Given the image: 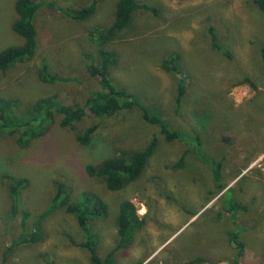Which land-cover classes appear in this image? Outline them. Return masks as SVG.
Returning <instances> with one entry per match:
<instances>
[{
    "label": "rangeland",
    "instance_id": "rangeland-1",
    "mask_svg": "<svg viewBox=\"0 0 264 264\" xmlns=\"http://www.w3.org/2000/svg\"><path fill=\"white\" fill-rule=\"evenodd\" d=\"M34 1L46 3L33 20L36 54L0 73V99L13 100L14 114L23 120L37 100L52 96L71 107L84 104L98 89V52L106 50L114 53L108 69L114 87L161 116L172 131L192 138L182 135L188 146L158 133L142 174L125 188L109 191L104 181L86 173L102 150L79 144L74 129L59 126L58 113L48 134L25 147L17 144L18 133L0 135V264H91L87 251L77 246L84 234L75 217L62 210L43 219L41 241L17 244L21 235L32 234L59 183L76 196L94 193L107 205L104 218L88 222L99 235V258L118 241L117 211L127 200L144 228L129 247L116 251L115 264H264V67L259 54L264 13L250 0H136L148 9L135 11L120 37L99 46L96 39L112 25L117 0ZM15 2L0 0V50L23 43L10 29L17 19ZM92 4L95 11L82 21L60 12ZM210 24L219 44L230 48V59L211 48ZM45 55L49 72L64 82L39 81L37 68ZM172 55L178 57L179 76L161 69ZM181 78L184 95L177 107ZM243 78L254 85H238ZM96 122L84 118L75 127L81 132ZM123 122L113 117L99 125L97 142L107 136L125 149L144 148L148 142L140 134L131 139L143 126L140 111L123 112ZM195 141L199 146L190 144ZM182 157L183 166L175 169ZM211 159L222 163L221 192L207 164ZM22 180L28 181L26 190L11 192ZM227 233L242 243L241 254Z\"/></svg>",
    "mask_w": 264,
    "mask_h": 264
},
{
    "label": "trees",
    "instance_id": "trees-1",
    "mask_svg": "<svg viewBox=\"0 0 264 264\" xmlns=\"http://www.w3.org/2000/svg\"><path fill=\"white\" fill-rule=\"evenodd\" d=\"M251 4L254 5L259 11L264 13V0H250ZM48 5V4H47ZM45 2H35L34 0H16L14 4V10L17 15V19L11 24L10 29L23 39V43L17 46L5 47L0 50V73L7 70L10 66L16 63H23L29 61L36 54L38 42L36 40L35 26L33 20L37 12L45 8ZM148 9L147 6L140 7L135 3L134 0H118L114 12V22L107 28L99 37L96 39V43L99 46H104L109 40L120 37L121 32L129 24V20L134 11L138 9ZM95 11V5L92 4L87 8L81 10H69L63 8L60 12L63 16L73 20H85ZM264 22V16L262 17ZM93 33H90L92 35ZM11 37V35L8 33ZM203 37V36H202ZM206 39L210 41V46L213 50L220 52L227 59L231 58L230 48L219 44L217 40L216 27L210 26L206 30ZM204 42L206 40L203 37ZM1 43H8L2 40ZM4 44V45H6ZM1 49V47H0ZM260 60L264 67V44L260 43ZM98 56L101 59L100 64V76L98 79V89L89 92L90 95L85 99L84 104L79 107H71L69 105L60 104L55 97L41 98L37 100L31 109L26 114V118L23 120L13 113L12 103L13 100H2L0 99V135H15L19 134L16 142L18 145L25 147L27 142L41 138L48 134L50 127L54 124V112L61 116L59 120V126L61 128H70L76 131L75 140L87 149H91L95 152L102 150L100 159L95 164L92 160L90 166H87L86 173L90 177H96L104 181L106 188L109 191H117L125 188L142 174L145 169L150 157L153 155L158 138L155 136L158 133L162 136H172L177 138L179 141L187 144V140L182 137L186 134L188 138H192L187 133L179 135L177 132L171 130L165 120L157 113L150 109H147L139 103V101L132 95L128 94L123 89H117L111 83L108 77V69L110 64L113 62L114 53L106 50H100ZM43 58V59H42ZM40 64L37 68V77L39 81L43 83H55L64 82L65 78H59L52 75L46 64L47 56H43ZM177 55H172L162 62V70L172 71L176 75H180L178 67L176 65ZM92 72V71H91ZM237 83L254 85L247 78ZM184 80L181 78L179 86L177 88V101L176 106L180 103L184 95ZM34 107V108H33ZM140 111L142 127L137 129L131 139L137 135L140 136V140L148 142L141 150H135L128 148H122L112 141L110 137H103L97 142L96 130L99 125L107 124L114 117L123 122V112L127 111L132 113L134 111ZM84 118L96 120L97 124L86 127L83 131L77 132L75 125L84 121ZM124 123V122H123ZM76 125V126H77ZM125 125V124H124ZM133 127L131 124L127 125ZM160 131V132H159ZM196 134V132L194 131ZM151 136H153L151 138ZM151 138V139H150ZM171 138V137H169ZM130 139V140H131ZM133 142V140H132ZM191 145H198L197 141L190 143ZM189 146V145H188ZM199 146V145H198ZM109 147H112L109 151ZM106 150V151H105ZM222 161V160H221ZM207 164L211 166V174L215 183V188L221 192L225 189V186H221V167L222 163L211 159L207 161ZM183 166V157L174 166L175 169H179ZM28 187V181L22 180L19 183L14 184L11 187V192L17 193L18 189L21 192L25 191ZM55 194L50 200L45 213L40 214L35 221V229L29 238L20 236L21 240H18L17 244L25 243H37L41 241L42 235V221L48 214L57 213L62 210L70 216L75 217V221L78 227L84 234V241L78 243L79 248L85 249L89 255L91 264H115L114 255L116 251L129 247L133 240L135 233L141 231L144 227V220L136 214L134 205L129 201H123L118 209L117 216V235L118 241L115 244L112 251L107 253L103 258H99L97 254V245L99 243V235L89 227L88 222L104 218L108 213L107 205L104 201L94 193L83 192L76 196L74 192H71L67 188L66 183L55 184ZM235 206V205H234ZM12 215H16L17 210L13 209ZM24 216L21 220L23 224ZM94 231V232H93ZM230 245L234 246L238 253H242V243L236 241V235L228 234ZM66 238L72 242L73 239L66 234ZM198 261H191L190 264H195ZM47 264H52L47 261Z\"/></svg>",
    "mask_w": 264,
    "mask_h": 264
},
{
    "label": "crops",
    "instance_id": "crops-1",
    "mask_svg": "<svg viewBox=\"0 0 264 264\" xmlns=\"http://www.w3.org/2000/svg\"><path fill=\"white\" fill-rule=\"evenodd\" d=\"M135 1V3L137 4V5H139L140 7H145L146 5L145 4H141V3H138L136 0H134ZM117 2H118V0H117ZM117 2H116V4H117ZM96 6V5H95ZM137 11V10H136ZM135 12V11H134ZM133 12V13H134ZM133 13H132V15H131V18H130V20H129V23L131 22V20H132V16H133Z\"/></svg>",
    "mask_w": 264,
    "mask_h": 264
},
{
    "label": "water",
    "instance_id": "water-1",
    "mask_svg": "<svg viewBox=\"0 0 264 264\" xmlns=\"http://www.w3.org/2000/svg\"><path fill=\"white\" fill-rule=\"evenodd\" d=\"M223 142L225 143H228V144H231L233 142V139L232 138H228V139H223Z\"/></svg>",
    "mask_w": 264,
    "mask_h": 264
},
{
    "label": "clouds",
    "instance_id": "clouds-1",
    "mask_svg": "<svg viewBox=\"0 0 264 264\" xmlns=\"http://www.w3.org/2000/svg\"><path fill=\"white\" fill-rule=\"evenodd\" d=\"M95 9H96V6H95ZM138 10H142V8H141V9H138ZM91 15H92V14H91ZM91 15H90V16H91ZM90 16H89V17H90ZM89 17H88V18H89ZM86 19H87V18H86ZM113 22H114V21H113ZM112 24H113V23H112ZM91 33H95V32H91ZM115 39H116V38H115ZM181 100H182V99H181ZM180 103H181V101H180ZM180 103H179V104H180Z\"/></svg>",
    "mask_w": 264,
    "mask_h": 264
}]
</instances>
